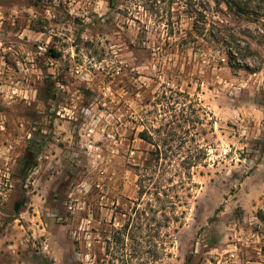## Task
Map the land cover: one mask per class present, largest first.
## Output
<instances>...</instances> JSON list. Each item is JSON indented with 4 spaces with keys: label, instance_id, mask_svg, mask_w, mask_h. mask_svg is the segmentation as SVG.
Segmentation results:
<instances>
[{
    "label": "rangeland",
    "instance_id": "374dc122",
    "mask_svg": "<svg viewBox=\"0 0 264 264\" xmlns=\"http://www.w3.org/2000/svg\"><path fill=\"white\" fill-rule=\"evenodd\" d=\"M0 0V264H264V0Z\"/></svg>",
    "mask_w": 264,
    "mask_h": 264
},
{
    "label": "trees",
    "instance_id": "16d2710c",
    "mask_svg": "<svg viewBox=\"0 0 264 264\" xmlns=\"http://www.w3.org/2000/svg\"><path fill=\"white\" fill-rule=\"evenodd\" d=\"M228 4L229 5H232V4H234V5H236V7L238 8V9H240V10H244V8L243 7H241V5H240V3H235L233 0L232 1H228Z\"/></svg>",
    "mask_w": 264,
    "mask_h": 264
}]
</instances>
